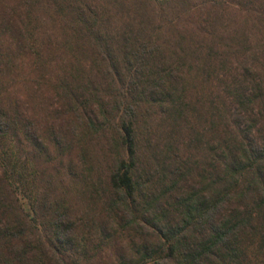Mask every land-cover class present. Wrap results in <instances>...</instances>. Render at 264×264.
<instances>
[{"label": "trees", "instance_id": "1", "mask_svg": "<svg viewBox=\"0 0 264 264\" xmlns=\"http://www.w3.org/2000/svg\"><path fill=\"white\" fill-rule=\"evenodd\" d=\"M204 1L168 49L99 29L93 73L0 0V264H264V10ZM36 60L31 113L8 90Z\"/></svg>", "mask_w": 264, "mask_h": 264}, {"label": "rangeland", "instance_id": "2", "mask_svg": "<svg viewBox=\"0 0 264 264\" xmlns=\"http://www.w3.org/2000/svg\"><path fill=\"white\" fill-rule=\"evenodd\" d=\"M8 2L11 8L5 14L7 18L10 16L15 23H20V19L26 17V11L30 10L35 19L34 27L36 26L37 29V38L50 40L51 48L54 47L53 54H51V58H53L51 64L54 68L68 70L72 64L81 63L93 73L95 72L94 66L89 58L95 53H100L95 37H93L99 29L104 31L109 29L115 32L118 29L119 31L127 29L129 32L133 31L134 36H140L141 32L145 31L146 41L153 44L158 43L163 45L164 49H168V45L171 43L175 45L181 35L188 40L194 34H196V38L207 36L208 22H211L215 13L220 11L216 7L210 13L211 4L205 3L204 0H8ZM256 2L257 7L264 10V0H256ZM71 6L79 8L78 10L83 12L89 22L97 20L95 22L98 25H95L94 31L91 29L84 33L81 31L82 27L78 26L73 32L75 21L70 10ZM0 11L4 12L3 9ZM241 12H238L240 16L246 15L244 10ZM74 13L76 14V12ZM68 37L70 39H67ZM67 40L72 41L69 44L70 47H62L64 43L68 44ZM172 48L174 47L172 46ZM166 52L169 53V51ZM29 63L24 70L18 71L15 77L16 81L8 91L12 96L23 101L24 108L31 110V105L37 104L36 100L39 102V98L36 99L38 92L32 98L34 88L32 78L39 75V61L35 65L32 61ZM33 108L31 113H33ZM144 118L141 119L144 120ZM141 119L140 124H142ZM216 130H219V127ZM149 132L153 133V127L146 131V133ZM108 133L112 134L111 131ZM146 146L148 143H143L139 152L142 155V160L148 156ZM98 147L100 148V146ZM97 152L98 158L105 156L102 150L98 149ZM152 166L154 165L152 164ZM76 201L81 207L79 199Z\"/></svg>", "mask_w": 264, "mask_h": 264}]
</instances>
